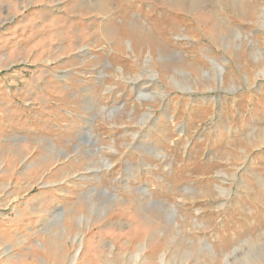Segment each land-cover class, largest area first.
<instances>
[{
	"label": "rangeland",
	"instance_id": "obj_1",
	"mask_svg": "<svg viewBox=\"0 0 264 264\" xmlns=\"http://www.w3.org/2000/svg\"><path fill=\"white\" fill-rule=\"evenodd\" d=\"M0 264H264V0H0Z\"/></svg>",
	"mask_w": 264,
	"mask_h": 264
},
{
	"label": "bare ground",
	"instance_id": "obj_2",
	"mask_svg": "<svg viewBox=\"0 0 264 264\" xmlns=\"http://www.w3.org/2000/svg\"><path fill=\"white\" fill-rule=\"evenodd\" d=\"M130 46L132 47L131 43L129 44V48H130ZM170 118H171V117H170Z\"/></svg>",
	"mask_w": 264,
	"mask_h": 264
}]
</instances>
